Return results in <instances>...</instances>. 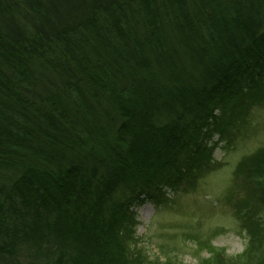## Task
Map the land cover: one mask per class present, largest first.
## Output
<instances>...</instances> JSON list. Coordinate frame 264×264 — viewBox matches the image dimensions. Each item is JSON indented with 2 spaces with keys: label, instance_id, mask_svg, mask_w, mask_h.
<instances>
[{
  "label": "trees",
  "instance_id": "trees-1",
  "mask_svg": "<svg viewBox=\"0 0 264 264\" xmlns=\"http://www.w3.org/2000/svg\"><path fill=\"white\" fill-rule=\"evenodd\" d=\"M264 106V0H0V264H177L135 208L193 188ZM226 200L264 264V148Z\"/></svg>",
  "mask_w": 264,
  "mask_h": 264
},
{
  "label": "rangeland",
  "instance_id": "rangeland-1",
  "mask_svg": "<svg viewBox=\"0 0 264 264\" xmlns=\"http://www.w3.org/2000/svg\"><path fill=\"white\" fill-rule=\"evenodd\" d=\"M211 143H217L212 172L193 188L167 189L161 203L147 202L134 209L137 245L151 260L198 264L209 257L211 248L229 257L244 251L247 236L226 197L230 187L240 183L234 176L238 163L264 148V106L251 109L247 131L234 144L220 141L218 135Z\"/></svg>",
  "mask_w": 264,
  "mask_h": 264
}]
</instances>
